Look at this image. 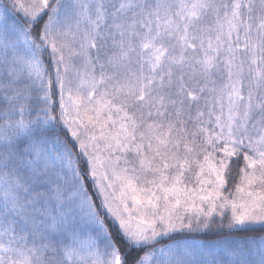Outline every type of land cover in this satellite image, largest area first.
<instances>
[{
	"label": "snow or ice",
	"instance_id": "obj_1",
	"mask_svg": "<svg viewBox=\"0 0 264 264\" xmlns=\"http://www.w3.org/2000/svg\"><path fill=\"white\" fill-rule=\"evenodd\" d=\"M0 264H264V0H0Z\"/></svg>",
	"mask_w": 264,
	"mask_h": 264
}]
</instances>
